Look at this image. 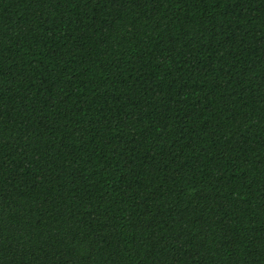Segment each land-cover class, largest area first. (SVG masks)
<instances>
[{"label":"trees","instance_id":"16d2710c","mask_svg":"<svg viewBox=\"0 0 264 264\" xmlns=\"http://www.w3.org/2000/svg\"><path fill=\"white\" fill-rule=\"evenodd\" d=\"M0 264H264V0H0Z\"/></svg>","mask_w":264,"mask_h":264}]
</instances>
